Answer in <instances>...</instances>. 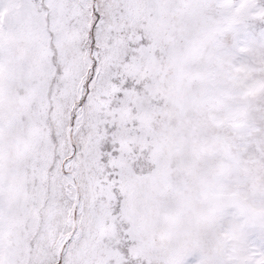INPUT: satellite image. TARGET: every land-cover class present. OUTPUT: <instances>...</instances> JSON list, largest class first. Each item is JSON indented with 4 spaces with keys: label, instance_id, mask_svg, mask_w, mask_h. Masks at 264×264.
Listing matches in <instances>:
<instances>
[{
    "label": "snow or ice",
    "instance_id": "1",
    "mask_svg": "<svg viewBox=\"0 0 264 264\" xmlns=\"http://www.w3.org/2000/svg\"><path fill=\"white\" fill-rule=\"evenodd\" d=\"M0 264H264V0H0Z\"/></svg>",
    "mask_w": 264,
    "mask_h": 264
}]
</instances>
